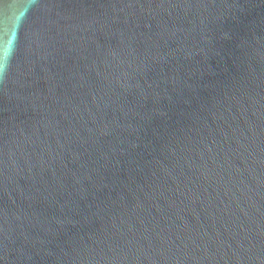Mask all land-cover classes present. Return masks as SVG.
<instances>
[{
	"label": "water",
	"instance_id": "obj_1",
	"mask_svg": "<svg viewBox=\"0 0 264 264\" xmlns=\"http://www.w3.org/2000/svg\"><path fill=\"white\" fill-rule=\"evenodd\" d=\"M0 264H264V0H0Z\"/></svg>",
	"mask_w": 264,
	"mask_h": 264
}]
</instances>
